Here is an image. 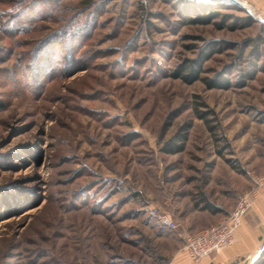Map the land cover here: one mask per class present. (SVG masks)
<instances>
[{
	"label": "rangeland",
	"instance_id": "rangeland-1",
	"mask_svg": "<svg viewBox=\"0 0 264 264\" xmlns=\"http://www.w3.org/2000/svg\"><path fill=\"white\" fill-rule=\"evenodd\" d=\"M193 1L0 0V264H169L264 176V0Z\"/></svg>",
	"mask_w": 264,
	"mask_h": 264
},
{
	"label": "crops",
	"instance_id": "crops-1",
	"mask_svg": "<svg viewBox=\"0 0 264 264\" xmlns=\"http://www.w3.org/2000/svg\"><path fill=\"white\" fill-rule=\"evenodd\" d=\"M218 214L219 212H207L208 221L204 225L195 228V230L198 232L214 223L216 224L223 218H220ZM263 244L264 187H261L256 190L247 214L235 230L233 243L219 253L201 258L198 261L190 260L185 250L181 248L172 254L169 264H251L253 256Z\"/></svg>",
	"mask_w": 264,
	"mask_h": 264
},
{
	"label": "built area",
	"instance_id": "built-area-1",
	"mask_svg": "<svg viewBox=\"0 0 264 264\" xmlns=\"http://www.w3.org/2000/svg\"><path fill=\"white\" fill-rule=\"evenodd\" d=\"M253 188L240 193L231 211L216 224L210 225L195 234L184 238L182 249L192 261L219 253L234 241L235 230L242 223L247 214L252 197L258 188L264 187V176H253ZM160 222L168 227L175 228L177 223L169 213L158 214Z\"/></svg>",
	"mask_w": 264,
	"mask_h": 264
},
{
	"label": "trees",
	"instance_id": "trees-1",
	"mask_svg": "<svg viewBox=\"0 0 264 264\" xmlns=\"http://www.w3.org/2000/svg\"><path fill=\"white\" fill-rule=\"evenodd\" d=\"M170 1V0H167ZM180 2H186V3H191L194 5H199L197 1L193 0H177ZM250 18V17H249ZM188 21L190 22H200V23H208L210 22V14H200L199 16H194V17H187ZM207 56V54H204V57H200L198 59H186L182 63L178 65L177 68H175L172 71V76L181 78L185 82L191 83L195 80L198 79H204L200 77V71H201V66L203 61L205 60L204 58ZM208 85H214L210 82H207ZM199 117H203L201 113L198 112ZM211 128V126H209ZM182 138H170L166 144L164 145V150L167 152H180L184 149L185 147V134L181 135ZM178 142H175V141ZM194 196V201H193V207L195 209L203 210V211H208L210 213H216L220 211V208L216 207L214 204H212L203 194L202 191H196ZM253 264H260V262L255 261Z\"/></svg>",
	"mask_w": 264,
	"mask_h": 264
},
{
	"label": "water",
	"instance_id": "water-1",
	"mask_svg": "<svg viewBox=\"0 0 264 264\" xmlns=\"http://www.w3.org/2000/svg\"><path fill=\"white\" fill-rule=\"evenodd\" d=\"M229 1L235 3L238 6H241V7L245 8L249 13H252L251 8H248V7L244 6L239 0H229ZM260 20L264 21V19H260Z\"/></svg>",
	"mask_w": 264,
	"mask_h": 264
}]
</instances>
